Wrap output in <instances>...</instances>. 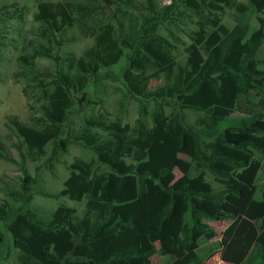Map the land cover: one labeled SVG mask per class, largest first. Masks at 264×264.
<instances>
[{
	"label": "trees",
	"instance_id": "1",
	"mask_svg": "<svg viewBox=\"0 0 264 264\" xmlns=\"http://www.w3.org/2000/svg\"><path fill=\"white\" fill-rule=\"evenodd\" d=\"M169 1L158 8L154 0L135 5L133 0H35L33 20L45 42L18 54L14 75L24 79L21 92L33 110L32 123L10 119L19 137L11 146L21 160L20 192L64 196L83 205L78 211L60 203L44 220L23 210L10 218L9 203L1 201L0 220L19 264H201L205 254L198 239L217 235L208 220L227 221L225 237L254 241L242 264H264V244L256 240L258 223L264 231V179L256 182L264 157V58L256 57L264 45V19L258 16V27L249 32V10L264 12V0L235 2V24L225 31L218 13L230 0ZM112 5L122 17L117 26L99 17ZM184 9L191 24L187 44L170 27L165 35L157 31L165 19L179 29ZM71 26L93 42L70 63L74 72L51 77L36 60L56 62L57 33ZM178 45L186 52L183 65L173 56ZM124 49L129 51L120 77L129 94L159 99L149 113L150 125L142 120L146 108L140 103L132 126L111 120L106 110L85 117L75 138L93 158L73 159L58 191L34 186L24 161H38L52 141L66 151L64 122L75 104L91 103L73 92L117 63ZM161 76V85L149 91V80ZM163 106L170 107L168 115ZM184 109L203 113L200 129L184 122ZM235 109L247 116L231 123ZM0 159L15 162L3 143ZM207 175L220 188L215 190ZM20 192L9 189L8 196L19 198ZM4 238L0 232V242ZM156 253L167 261L153 262Z\"/></svg>",
	"mask_w": 264,
	"mask_h": 264
},
{
	"label": "rangeland",
	"instance_id": "2",
	"mask_svg": "<svg viewBox=\"0 0 264 264\" xmlns=\"http://www.w3.org/2000/svg\"><path fill=\"white\" fill-rule=\"evenodd\" d=\"M84 1V0H82ZM139 1L133 0L132 4ZM245 0H230V4L224 5L219 11V25L222 30H230L235 24L234 3ZM158 8L170 3L169 0H154ZM116 5V4H115ZM113 7V8H112ZM114 5L107 10L105 14L99 17L104 21L110 20L117 26L121 16L115 12ZM128 9L133 10L130 6ZM179 11H183V7L179 5ZM36 11L35 0H0V143L8 147L10 155L15 162H8L0 159V202L7 201L9 203V217L11 218L18 211L32 212L37 218L46 219L50 212L60 203L74 206L78 211L82 209L83 201L70 200L61 196L57 199L49 198L41 194H35L34 190L31 199L27 198L31 191L22 194L20 186L23 181V173L20 170V157L17 151L11 146V142L19 140L14 127L10 124V119L16 116L20 121L32 123L31 116L33 110L28 107V99L22 94L21 87L24 79L15 78V72L19 70L16 63V57L22 52H31L39 42H45L39 36V23L33 20V14ZM142 12H146L142 10ZM188 10L184 9L181 19L178 21L176 29L166 19L158 26L157 31L165 35L167 28L170 27L181 37L186 44L189 39L185 35V30L191 27L188 23ZM249 32L256 29L259 25L257 17L264 19V12L255 13L249 10ZM128 21L126 20V26ZM57 38L61 44L54 53L59 57L55 62L51 58L40 57L36 60V66L45 69L51 75L58 72H71L70 63L73 59L83 57L85 51L91 46L93 39L83 36L76 26L67 27L61 33H57ZM48 46L47 43H45ZM128 49H124L123 55L117 63L102 68L97 75L86 78L85 86L79 92L74 91L75 97H82L84 94L91 103L86 107L80 108L75 104L71 114L63 124L62 137L66 140V151L57 148L59 145L52 141L46 145L45 154L38 161H24L27 173L35 180L34 186L40 185L46 190L58 191L63 187V182L69 174L68 165L75 158H81L89 161L93 158L92 150L82 141L76 140L85 117L91 114H97L101 110L109 113L111 120H120L122 124L128 123L130 126L134 124L135 118L139 114L140 105L146 108L143 111L142 120L150 125V111L157 108L159 99H154L145 94L144 96H131L125 83L122 81L120 74L126 62ZM176 63L183 65L186 60V52L184 46L178 45L173 54ZM256 57L264 58V45L257 51ZM264 68V66H262ZM51 77L49 79H51ZM164 77L151 78L148 83V90L152 91L161 85ZM165 114L170 113L169 106H163ZM185 114L184 122L197 129L201 128L203 113L190 109L183 110ZM247 114L237 109L233 110L228 121L233 123ZM207 139H202V144L206 145ZM55 149L56 154L52 157L51 152ZM180 156L188 158L184 154ZM255 158H259V153L255 152ZM129 161V159H127ZM174 174L177 177L180 173L175 168ZM206 179L217 190L220 185L216 183L212 177L207 175ZM264 179V157L261 158V168L256 177V182H262ZM9 189L20 192V196L11 198L8 196ZM31 189V188H30ZM256 198H260V194H256ZM207 223L216 231L217 235L212 239L200 237L198 243L200 251L205 254L201 264H242L251 251L253 240L237 239L223 236L222 232L226 227L227 221L208 220ZM258 228L257 241L264 244V231L261 224ZM0 232L5 238L0 242V264H19L16 259V250L13 248L9 238V234L5 228V222L0 220ZM168 256L153 254L151 260L156 263H164Z\"/></svg>",
	"mask_w": 264,
	"mask_h": 264
}]
</instances>
